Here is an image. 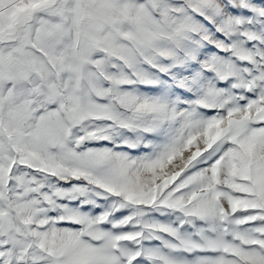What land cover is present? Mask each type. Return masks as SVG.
Masks as SVG:
<instances>
[{
    "label": "snow or ice",
    "instance_id": "obj_1",
    "mask_svg": "<svg viewBox=\"0 0 264 264\" xmlns=\"http://www.w3.org/2000/svg\"><path fill=\"white\" fill-rule=\"evenodd\" d=\"M0 264H264V0H0Z\"/></svg>",
    "mask_w": 264,
    "mask_h": 264
}]
</instances>
